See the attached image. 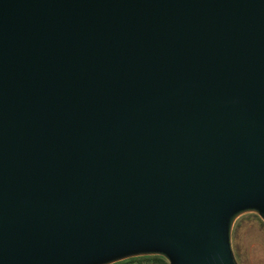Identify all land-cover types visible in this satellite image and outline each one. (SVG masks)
Here are the masks:
<instances>
[{"label": "water", "instance_id": "obj_1", "mask_svg": "<svg viewBox=\"0 0 264 264\" xmlns=\"http://www.w3.org/2000/svg\"><path fill=\"white\" fill-rule=\"evenodd\" d=\"M264 219V0H0V264H237Z\"/></svg>", "mask_w": 264, "mask_h": 264}, {"label": "rangeland", "instance_id": "obj_2", "mask_svg": "<svg viewBox=\"0 0 264 264\" xmlns=\"http://www.w3.org/2000/svg\"><path fill=\"white\" fill-rule=\"evenodd\" d=\"M230 243L237 264H264V219L258 212L248 210L234 218Z\"/></svg>", "mask_w": 264, "mask_h": 264}, {"label": "trees", "instance_id": "obj_3", "mask_svg": "<svg viewBox=\"0 0 264 264\" xmlns=\"http://www.w3.org/2000/svg\"><path fill=\"white\" fill-rule=\"evenodd\" d=\"M140 261H147L152 262L154 264H167L166 261L159 255H144V256H137V257H130L125 260H121L112 264H126L129 262H140Z\"/></svg>", "mask_w": 264, "mask_h": 264}, {"label": "crops", "instance_id": "obj_4", "mask_svg": "<svg viewBox=\"0 0 264 264\" xmlns=\"http://www.w3.org/2000/svg\"><path fill=\"white\" fill-rule=\"evenodd\" d=\"M125 260V259H124ZM126 264H154L152 262H147V261H140V262H129Z\"/></svg>", "mask_w": 264, "mask_h": 264}]
</instances>
